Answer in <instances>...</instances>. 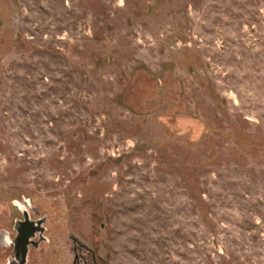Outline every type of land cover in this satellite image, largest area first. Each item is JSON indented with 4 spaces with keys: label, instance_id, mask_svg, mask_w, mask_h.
Returning <instances> with one entry per match:
<instances>
[{
    "label": "rangeland",
    "instance_id": "374dc122",
    "mask_svg": "<svg viewBox=\"0 0 264 264\" xmlns=\"http://www.w3.org/2000/svg\"><path fill=\"white\" fill-rule=\"evenodd\" d=\"M24 199L25 264H264V0H0V264Z\"/></svg>",
    "mask_w": 264,
    "mask_h": 264
},
{
    "label": "water",
    "instance_id": "95a60500",
    "mask_svg": "<svg viewBox=\"0 0 264 264\" xmlns=\"http://www.w3.org/2000/svg\"><path fill=\"white\" fill-rule=\"evenodd\" d=\"M18 201L19 200L14 203L22 210L24 220L18 221V226L16 227L17 236L14 239L15 260L10 264H25L28 258L29 246L36 245L37 243L34 240V236L39 232L42 238V233L44 231L42 226H38L41 222L32 221L28 210L22 208L25 207V203H28V200L24 199L22 203Z\"/></svg>",
    "mask_w": 264,
    "mask_h": 264
},
{
    "label": "flooded vegetation",
    "instance_id": "af4514ba",
    "mask_svg": "<svg viewBox=\"0 0 264 264\" xmlns=\"http://www.w3.org/2000/svg\"><path fill=\"white\" fill-rule=\"evenodd\" d=\"M18 202H20V203H22L23 201H18ZM26 204V203H25ZM23 208V207H22ZM23 209H26V208H23ZM28 210V209H27ZM28 212H29V210H28Z\"/></svg>",
    "mask_w": 264,
    "mask_h": 264
}]
</instances>
